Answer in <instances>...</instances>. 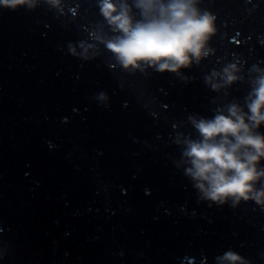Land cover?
Wrapping results in <instances>:
<instances>
[{"label":"clouds","instance_id":"obj_1","mask_svg":"<svg viewBox=\"0 0 264 264\" xmlns=\"http://www.w3.org/2000/svg\"><path fill=\"white\" fill-rule=\"evenodd\" d=\"M41 3L57 10L62 7L61 0H0V8L35 10ZM200 3L201 0H132L131 4L129 0H98L100 15L113 35L100 30L92 38L103 44L116 64L128 73H144L150 68L156 73H173L187 82L181 69L199 65L213 51L210 42L217 34L215 15L202 10ZM85 45L86 42L79 44L81 48ZM69 48L77 56L75 47L70 44ZM238 65L239 62L229 63L221 71L212 70L205 84L219 92L242 81ZM248 72L251 87L243 105L232 102L218 107L212 118L189 116L196 138L180 134L175 141L182 148L177 167L183 164L184 175L201 201L217 206L230 204L235 208L242 201H253L264 208V134L259 131L264 125V68L254 64ZM97 98L109 99L106 93ZM215 261L250 264L231 249L215 257Z\"/></svg>","mask_w":264,"mask_h":264}]
</instances>
